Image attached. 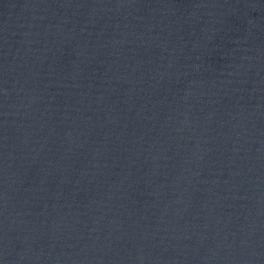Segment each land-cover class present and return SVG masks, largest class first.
Segmentation results:
<instances>
[{"label":"water","instance_id":"1","mask_svg":"<svg viewBox=\"0 0 264 264\" xmlns=\"http://www.w3.org/2000/svg\"><path fill=\"white\" fill-rule=\"evenodd\" d=\"M0 264H264V0H0Z\"/></svg>","mask_w":264,"mask_h":264}]
</instances>
